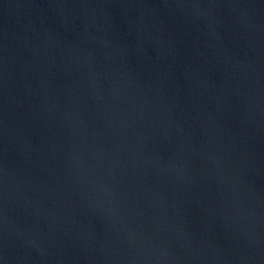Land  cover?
Returning a JSON list of instances; mask_svg holds the SVG:
<instances>
[{"label": "water", "instance_id": "water-1", "mask_svg": "<svg viewBox=\"0 0 264 264\" xmlns=\"http://www.w3.org/2000/svg\"><path fill=\"white\" fill-rule=\"evenodd\" d=\"M0 264H264V0H0Z\"/></svg>", "mask_w": 264, "mask_h": 264}]
</instances>
